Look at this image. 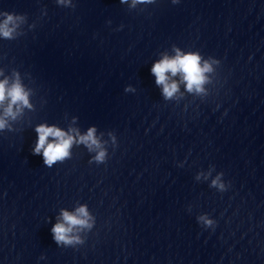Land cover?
<instances>
[{
	"label": "clouds",
	"instance_id": "1",
	"mask_svg": "<svg viewBox=\"0 0 264 264\" xmlns=\"http://www.w3.org/2000/svg\"><path fill=\"white\" fill-rule=\"evenodd\" d=\"M122 3L127 2V0H121ZM133 6L137 3H153L154 0H132ZM179 0H173V3H178ZM57 3L64 4L69 7H75L72 4V0H57ZM5 18L0 22V36L4 38L11 39L13 33L16 31L19 23L23 22L24 17L16 14L2 13ZM211 71L210 65L205 62L203 67L201 66V57L195 53H188L181 55L179 50H177V55L174 58L164 57L161 61L155 63L151 72L156 77L157 85L163 86V94L166 98H171L173 94L178 90V86L175 82L168 83V78L166 73L171 72L172 75H176L178 72L183 73V79L186 81V87L188 91L197 92L202 91V85L205 83V72ZM8 81H0V102H3L7 97H10V104L5 111V116H14L12 105L13 104H23L28 106L27 93L24 91L22 86L17 82L14 83L10 88L7 87ZM5 127V120L0 119V129ZM38 133V141L36 147L33 150L34 154H40L43 150L44 163L51 167L56 161L63 160L69 155V148L73 141L71 136H68L62 130L56 127H48L45 125H40L36 128ZM94 129H90L86 136L80 137V142L89 143L91 145H98L97 140L93 136ZM53 137L52 142H48V138ZM105 153L103 151L99 152L96 159L102 161L104 159ZM220 173L211 182V187H217L221 191L224 190V184L220 182ZM199 179V176H197ZM78 215H73L68 212H63V222L56 223L52 228L53 239L57 244L63 242L64 244H71L72 238L69 233L72 232L73 226H85L87 225V220L81 217H87V211L84 207L77 209ZM198 222H203L207 226H211L213 221L208 219L206 216H200L197 218Z\"/></svg>",
	"mask_w": 264,
	"mask_h": 264
}]
</instances>
